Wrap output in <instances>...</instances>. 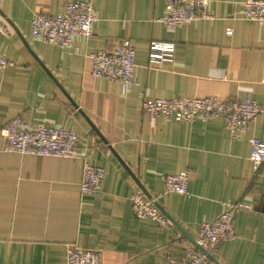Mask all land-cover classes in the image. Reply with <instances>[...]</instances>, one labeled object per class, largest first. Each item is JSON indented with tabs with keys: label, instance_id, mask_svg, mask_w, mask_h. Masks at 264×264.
Returning a JSON list of instances; mask_svg holds the SVG:
<instances>
[{
	"label": "crops",
	"instance_id": "1",
	"mask_svg": "<svg viewBox=\"0 0 264 264\" xmlns=\"http://www.w3.org/2000/svg\"><path fill=\"white\" fill-rule=\"evenodd\" d=\"M92 34L70 45L35 39L36 11L64 10L67 0H3L0 127L20 116L75 131L71 157L3 149L0 138V264H66L67 246L102 250V264H167L182 257L202 221L228 202L235 238L219 244L220 264H264V163L255 171L250 138L264 141V24L241 17L243 0H208L211 17L174 29L160 18L168 0H90ZM121 38L135 47L134 81L90 76L89 53ZM152 42L172 43L168 60H152ZM255 99L263 110L249 132L232 135L221 116L176 120L142 111L146 97ZM104 169L101 188L82 194L83 160ZM187 171L188 193L164 191L161 175ZM159 195L167 223L132 210L136 187Z\"/></svg>",
	"mask_w": 264,
	"mask_h": 264
},
{
	"label": "built area",
	"instance_id": "2",
	"mask_svg": "<svg viewBox=\"0 0 264 264\" xmlns=\"http://www.w3.org/2000/svg\"><path fill=\"white\" fill-rule=\"evenodd\" d=\"M3 0H0V3ZM241 17L264 24V0H243ZM211 17L208 0H168L166 12L160 21L174 29L184 23ZM96 19L90 0H67L64 10L48 14L36 11L30 21V33L35 39L54 43L60 47L70 45L73 37L88 38ZM0 33L7 34L8 27L0 16ZM172 43L152 42L149 57L152 60L170 59ZM90 76L118 82L122 92H127L133 81L136 68L135 47L130 39L121 38L112 49L98 48L89 53ZM15 62L0 53V69ZM142 111L149 118L163 114L176 120L191 121L197 117L207 120L221 116L232 135L249 132L251 123L263 107L247 95L243 100L218 99L212 96L175 95L173 97H146L141 103ZM3 149L45 156L71 157L74 154L77 135L74 130L54 126L43 121L29 122L20 116L11 118L0 127ZM250 160L257 171L264 163V141L251 137ZM103 167L83 160L80 191L96 194L101 188ZM164 191L188 193L187 171L161 175ZM159 195H147L136 187L130 195L132 210L139 217H149L161 225L167 217L160 207ZM247 207L240 202H228L225 209L212 221H202L193 243L186 247L182 257L169 256L167 264H220L219 244L236 236L233 220L237 209ZM66 264H102V250L81 247L75 243L67 246Z\"/></svg>",
	"mask_w": 264,
	"mask_h": 264
}]
</instances>
